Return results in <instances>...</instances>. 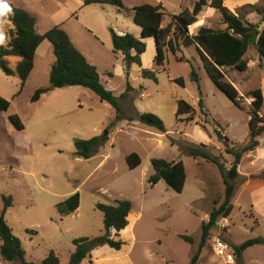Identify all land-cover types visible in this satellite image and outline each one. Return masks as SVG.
Returning a JSON list of instances; mask_svg holds the SVG:
<instances>
[{"label":"rangeland","instance_id":"rangeland-1","mask_svg":"<svg viewBox=\"0 0 264 264\" xmlns=\"http://www.w3.org/2000/svg\"><path fill=\"white\" fill-rule=\"evenodd\" d=\"M24 1L30 5L36 32L44 34L54 26L65 30L95 66L102 85L114 96L124 93L126 83L133 89L127 100L120 101L122 120L105 131L114 118V110L88 89L78 86L54 89L36 102L30 101L36 89L48 86L54 56L47 40L36 50L34 68L23 88L16 74L7 76L0 70V97L9 102L8 109L0 115V213L2 197L11 196L12 205L4 220L20 240L25 261L40 263L52 250L59 264H68L75 249L73 240L97 237L104 232L103 216L96 205L128 200L132 209L126 229L119 234L110 231V237L123 241L124 245L120 250L96 248L80 264H188L200 243L201 225L208 220L210 211L223 202L225 188L215 165L192 158L183 148L204 144L225 168L230 167L232 156L224 152V142L216 131L227 136L235 150L249 142L251 98L247 93L255 88L264 92V61L259 60L254 48H249L244 56L245 71L223 69L226 79L242 96L241 110L207 77L194 46L182 48L179 56L185 58L184 62H177L167 54L164 69L154 64L150 51L144 59V68L155 72L154 81L143 78L137 65L126 66L112 53L110 30L140 37V28L128 14L110 5L82 6V0H6L19 8H24ZM122 1L126 8L163 2L168 14H177L191 10L196 0ZM206 1L197 22L188 29L191 35L200 26L224 28L218 11L210 9V0ZM243 1L223 3L247 21L259 22L261 16L246 5L262 7L264 0ZM169 19L166 17L165 21ZM0 25L5 36L9 25L5 22ZM260 28H264V23ZM7 62L14 69V62ZM191 70L197 74L198 82L192 81ZM177 78L182 79L183 86L173 81ZM200 99L202 108L198 105ZM177 100L194 109L193 121L186 122V115L176 120ZM141 113L157 115L165 125V132L128 120ZM12 114L20 118L23 130L17 131L9 123L7 117ZM102 136L107 138L93 156L75 157V139ZM256 140L259 143L256 149L243 155L238 165L233 209L227 218L218 219L197 264H225L214 252L215 239L229 246L248 239H264V206L258 204L255 211L251 208L254 200L264 194V136ZM132 152L141 159L135 169H129L125 162ZM153 158L183 162L186 181L181 193L163 180L153 186L148 184ZM75 193L79 194V206L70 213L63 206ZM181 236L190 237L192 243ZM239 264H264V245L249 247L244 252V262Z\"/></svg>","mask_w":264,"mask_h":264},{"label":"trees","instance_id":"trees-1","mask_svg":"<svg viewBox=\"0 0 264 264\" xmlns=\"http://www.w3.org/2000/svg\"><path fill=\"white\" fill-rule=\"evenodd\" d=\"M224 0H210L208 7L218 11L220 14V23L224 26L222 29H212L200 27L195 35L189 34V27L197 22V17L207 6L206 0H196L191 10H182L177 14H168L161 4L151 5L148 3L140 4L128 9L122 0H82V6L88 5H110L118 11L131 16L132 22L140 28V37L136 38L131 34L125 33L118 35L113 30L111 33L112 53L120 54L122 61L126 66L135 64L140 67V75L143 78L156 81L155 72L141 68L140 56L145 52L146 38H152L155 44L154 64L160 68L166 62V53H170L175 61L184 62L185 58L178 57L182 48L194 46L202 67L207 77L238 109L243 110L239 95L235 86L226 79L223 69L232 68L239 72L246 70V61L244 56L249 48H254L258 54L259 60L264 61V28H260L264 23V6L246 5L261 16L257 23L247 21L242 15L232 13L224 6ZM11 11L0 16V23L5 22L9 29L4 36V44H0V70L7 76L16 74L20 80V88H23L29 75L34 68V56L40 44L47 40L52 47L54 63L50 68L48 76V86L36 89L30 98V101L36 102L40 96L54 89L64 87H83L93 92L101 102L106 103L114 110V118L107 125L105 131L116 125L123 118L120 101L127 100L129 92L133 91L129 83L123 94L119 97L107 90L100 82L99 74L95 66L91 65L82 53L73 45L68 34L59 26L48 29L44 34H38L35 30V18L26 10L9 4ZM165 17L170 18L166 27L161 24ZM18 58L14 69L8 66L7 58ZM111 77V74H108ZM190 77L192 81L198 82V76L194 70H191ZM175 83L183 86L181 78L173 80ZM251 98L250 111L248 119V137L249 142L241 149L235 150L227 136H221L216 131L217 136L224 142V152L232 156V162L227 169L207 150V146L199 144L195 146H186L183 151L194 159H203L215 165L222 177L224 184V200L218 206L213 208L208 220L201 225V240L197 250L190 258L188 264H196L205 243L211 238V231L216 227L219 218H227L232 209V197L234 194V181L238 178V165L243 155L254 151L258 146L257 138L264 136V92L260 88L252 89L247 93ZM177 109L175 118L186 115L185 121L194 120V109L185 101L177 100ZM200 108L203 107L202 100L198 102ZM9 107V102L0 97V115ZM9 123L17 131L24 129L20 118L15 115L7 117ZM130 122L138 123L152 127L159 132H165L163 121L155 114L141 113L136 119H128ZM199 127L206 131V127L199 124ZM106 136L93 137L88 140L75 139V157L88 159L93 156L98 148L106 140ZM125 162L129 169H135L141 164L140 156L132 152L125 157ZM153 173L149 176L147 182L150 186L163 180L168 187L181 193L185 181L186 172L182 161H166L160 158L151 159ZM79 194L75 193L65 200L63 208L67 212H74L79 206ZM12 197H2V211L0 213V262H12L15 264H30L25 261L24 250L20 240L12 234L7 226L4 215L6 210L11 207ZM96 208L102 213L103 234L97 237H82L73 240L74 251L70 255L68 264H80L89 257L90 253L99 247L107 246L113 250H120L124 245L121 240H113L110 237V231L120 233L126 229L131 213V203L128 200L116 201L115 204H97ZM181 238L189 243L192 239L188 236ZM262 243V239H248L237 246H233V254L236 257V264L240 263L243 252L256 244ZM37 264H59L57 255L51 250L44 260Z\"/></svg>","mask_w":264,"mask_h":264},{"label":"crops","instance_id":"crops-1","mask_svg":"<svg viewBox=\"0 0 264 264\" xmlns=\"http://www.w3.org/2000/svg\"><path fill=\"white\" fill-rule=\"evenodd\" d=\"M20 0H12V2H19ZM241 1H243V0H241ZM8 2H10V1H8ZM24 2H26V3H22V6L24 7V8H21V9H24V10H26V11H28L29 12V9H30V5L28 4V1H24ZM30 2V1H29ZM243 2H246V1H243ZM144 4V3H143ZM156 4H161L164 8H165V10H166V8H167V6L166 5H164L163 4V2H155L154 4H151V5H156ZM14 6V5H13ZM135 6H137V5H135ZM16 7V6H15ZM134 6H132L131 8H133ZM19 8V7H18ZM131 8H128V9H131ZM185 10V9H184ZM167 11V10H166ZM30 13V12H29ZM170 14V13H169ZM199 17V16H198ZM197 17V18H198ZM166 18V17H165ZM169 22H170V19L169 20H166L165 21V19L163 20V22H162V24H161V26L162 27H166L168 24H169ZM201 27V26H200ZM65 31V30H64ZM66 32V31H65ZM118 35H123V34H125L124 32H116ZM191 35V34H190ZM71 42L73 43V41L71 40ZM143 42L145 43V52L140 56V60H141V68H144L145 67V64H144V59H145V57H147L148 55H149V52L151 51L152 52V55H151V59H154V56H155V44H154V41H153V39L152 38H146V39H144L143 40ZM73 45H74V43H73ZM75 46V45H74ZM76 47V46H75ZM77 48V47H76ZM78 49V48H77ZM79 50V49H78ZM80 51V50H79ZM81 52V51H80ZM82 53V52H81ZM167 54H169L168 52L166 53V58H167ZM180 54H182V50H181V52H179L178 53V57H180L179 55ZM82 55L85 57V55L82 53ZM115 55H117L121 60H122V56L120 55V54H115ZM154 55V56H153ZM174 58V57H173ZM85 59L92 65V63L85 57ZM7 60L8 61H13L14 62V66H15V64L18 62V58H13V57H9V58H7ZM175 60V59H174ZM164 66H165V64H164ZM138 69H139V71H140V67H138ZM163 69H164V67H163ZM107 74H109V73H107ZM30 76V75H29ZM49 76V75H48ZM112 76V75H111ZM230 81V80H229ZM231 82V81H230ZM232 83V82H231ZM233 84V83H232ZM176 109H177V104H176ZM254 204H253V206H251V208H253V210L255 211L256 210V208H257V206H258V204L259 205H262V206H264V194H260L255 200H254ZM254 239V238H253ZM261 239V238H260ZM230 244V248H231V246L233 247V246H237V245H239V244H241V243H239V244H237V243H233V244H231V243H229ZM256 245H258V244H256ZM261 245H264V239H262V243H261ZM213 246V245H212ZM248 249V248H247ZM246 249V250H247ZM245 250V251H246ZM233 251V250H232ZM244 251V252H245ZM244 252H243V254H242V256H241V262H244ZM235 256V255H234ZM199 258H200V256H199ZM199 260V259H198ZM198 262V261H197ZM225 263V262H224ZM197 264V263H196ZM226 264V263H225ZM235 264H236V257H235Z\"/></svg>","mask_w":264,"mask_h":264},{"label":"built area","instance_id":"built-area-1","mask_svg":"<svg viewBox=\"0 0 264 264\" xmlns=\"http://www.w3.org/2000/svg\"><path fill=\"white\" fill-rule=\"evenodd\" d=\"M213 249L216 256L222 258L226 264H235V256L228 244L220 239H215Z\"/></svg>","mask_w":264,"mask_h":264},{"label":"clouds","instance_id":"clouds-1","mask_svg":"<svg viewBox=\"0 0 264 264\" xmlns=\"http://www.w3.org/2000/svg\"><path fill=\"white\" fill-rule=\"evenodd\" d=\"M0 4L4 5L5 7L3 8V10H0V16H3L5 13L11 11V9L9 8L8 3L6 2V0H0ZM2 26V25H0ZM4 40V35L3 32L0 31V43H2Z\"/></svg>","mask_w":264,"mask_h":264},{"label":"snow or ice","instance_id":"snow-or-ice-1","mask_svg":"<svg viewBox=\"0 0 264 264\" xmlns=\"http://www.w3.org/2000/svg\"><path fill=\"white\" fill-rule=\"evenodd\" d=\"M4 7V5L0 4V10H3Z\"/></svg>","mask_w":264,"mask_h":264}]
</instances>
